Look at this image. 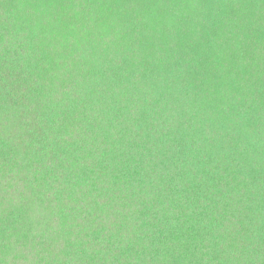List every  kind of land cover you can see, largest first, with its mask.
Instances as JSON below:
<instances>
[{"label":"trees","instance_id":"trees-1","mask_svg":"<svg viewBox=\"0 0 264 264\" xmlns=\"http://www.w3.org/2000/svg\"><path fill=\"white\" fill-rule=\"evenodd\" d=\"M0 264H264V0H0Z\"/></svg>","mask_w":264,"mask_h":264}]
</instances>
